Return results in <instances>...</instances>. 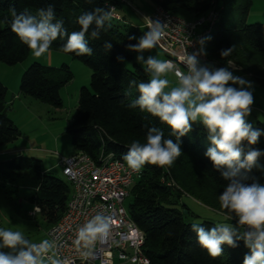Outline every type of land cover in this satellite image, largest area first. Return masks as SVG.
Here are the masks:
<instances>
[{"label": "trees", "instance_id": "1", "mask_svg": "<svg viewBox=\"0 0 264 264\" xmlns=\"http://www.w3.org/2000/svg\"><path fill=\"white\" fill-rule=\"evenodd\" d=\"M149 1L153 6H160L179 16L180 12H184L193 18L205 13L212 0ZM237 2L215 0L220 18L206 37L205 50L210 58L219 61L220 68H225L227 61H233L239 66L238 70L264 88V23H246L252 0H243L240 5ZM122 4L119 0H0V62L14 65L22 62L29 52L28 46L11 30L15 18L12 10L16 15H32L39 22V10L47 12L51 8V23L62 21V25L61 33L49 50L66 53L91 71L89 85L79 88L76 112L65 127L75 152H84L96 161L101 152H112L123 159L133 141L147 142L151 128L162 130L163 140H171L180 148L181 154L174 159L171 167L142 166L129 189L131 198L127 210L144 234L143 251L148 257V264H243L245 255H251V249L245 239L233 231L232 246L222 244L219 257L212 258L208 254L198 242L196 229L203 228L209 232L216 228L219 231L225 225L209 219L186 221V214L192 212L182 198L191 197L200 201L228 220L239 219L234 212L221 207L219 197L233 183L264 186V124L250 125V131L260 133L255 144L245 139L237 146L241 149V163L245 162L250 151L260 153L256 161L250 167L234 165L235 175L225 178L223 174L232 170L226 166H214L207 156L209 148L214 145L202 121L189 120L191 128L188 132L183 136L179 133L173 135L159 117L146 110L141 111L138 105L132 106L140 97L139 84L151 80L150 69L133 60L136 38L140 34L138 27L113 18L104 20L103 25L97 27L94 20L84 37L91 55H76L62 50L68 37L81 30L79 17L94 13L99 18L112 6L117 11ZM98 8L102 11L96 12ZM234 9H237V15L233 19L229 16L221 19L224 11ZM94 31L97 32L96 37L92 36ZM226 50L230 53L222 56L221 53ZM126 61L131 62L130 67ZM71 78L72 72L65 63L52 66L34 61L21 74L18 92L59 108L62 106L61 88ZM6 94L7 87L0 81V146L20 136L19 128L8 115ZM2 172L9 176L26 175L38 181L35 193L28 200L39 207L38 213L46 228L62 216L71 196V185L65 178L44 171L39 158L12 156L0 161V174ZM10 199L17 207L16 201Z\"/></svg>", "mask_w": 264, "mask_h": 264}, {"label": "clouds", "instance_id": "2", "mask_svg": "<svg viewBox=\"0 0 264 264\" xmlns=\"http://www.w3.org/2000/svg\"><path fill=\"white\" fill-rule=\"evenodd\" d=\"M102 9H96L101 12ZM11 30L26 44L33 55L39 57L46 53L53 41L61 33L62 21L52 24V9L47 12L39 10L40 21L37 22L32 15H16ZM112 12H106L97 18L94 13L85 14L78 19L81 25L79 32H73L67 43L62 47L64 52L76 55H91V50L86 47L85 33L95 20L97 27L103 25L104 20H110ZM149 31L140 39L138 50L152 49L163 36L160 25L157 22H149ZM93 37L97 32L92 33ZM230 50L223 51L222 56H227ZM147 64L153 72V77L148 83L139 84L140 97L132 106L138 105L141 111H147L152 116L159 117L160 122L166 124L172 134L179 133L183 136L191 128L189 120L200 118L203 125L209 130L213 148L206 153L214 166H226L232 170L223 175L227 178L235 175L234 165L239 168L251 166L258 155L257 151H250L245 162H240L241 149L237 147L242 140L250 144L257 142L259 132L250 131V125H246L244 117L249 115V105L253 99L250 93L237 90L228 86L232 84H244V81L234 77L226 68L209 71L205 68L197 69V61L194 56L187 58L189 74L182 75L180 87L173 88L165 93L163 89L168 85V80L160 79V76L170 70L172 62L158 60L149 57ZM187 105V106H186ZM164 133L157 128L149 129L147 142L141 144L133 141L129 151L123 156L128 167L139 172L145 164L158 167H171L175 158L181 154L178 145L171 140H163ZM163 140V143H162ZM221 207L234 212L239 217L241 225H248L254 231L245 234V243L251 249V255H245L243 264H264V186L253 184L243 186L238 183L229 185L219 197ZM39 211V209H37ZM110 227L109 217L97 215L80 227L76 232L74 244L79 246L83 242L88 247L99 235H104ZM199 244L207 249L212 258L222 254L221 245L227 243L233 245V232L228 226L219 229L213 228L205 232L203 228L196 229ZM2 247L15 250L21 246L15 256L0 252V264H44L42 255L51 250L54 245L48 240L40 244H29L19 231L0 229ZM35 253V255H34ZM51 259V258H49ZM51 264H63L62 261L51 259Z\"/></svg>", "mask_w": 264, "mask_h": 264}, {"label": "built area", "instance_id": "3", "mask_svg": "<svg viewBox=\"0 0 264 264\" xmlns=\"http://www.w3.org/2000/svg\"><path fill=\"white\" fill-rule=\"evenodd\" d=\"M119 1L129 4L128 0ZM134 10L142 18L147 31L149 22L159 23L163 33L159 44L165 53L164 60L172 62L169 71L179 81L182 75L189 74V56L195 57L198 70L220 68L219 61L210 58L205 50L206 37L220 18L215 0L211 1L205 13L190 19L160 6H153L147 13ZM110 11L113 19L123 21L113 6ZM224 67L228 71L238 69L233 61H227ZM58 164L72 192L62 216L44 230L41 240L34 243L48 240L54 245L41 259L48 264H51V259L60 260L63 264H114L116 257L120 264H148L143 251L144 234L124 205L130 186L141 170L133 171L126 161L112 152H101L97 161L81 151L68 157L59 155ZM37 209L39 207L35 206L30 215L38 213ZM97 215L109 217L108 232L97 236L88 247H84L83 242L79 246L74 244L77 230ZM232 221L241 226L243 238L246 233L254 231L246 224L241 225L239 219Z\"/></svg>", "mask_w": 264, "mask_h": 264}, {"label": "rangeland", "instance_id": "4", "mask_svg": "<svg viewBox=\"0 0 264 264\" xmlns=\"http://www.w3.org/2000/svg\"><path fill=\"white\" fill-rule=\"evenodd\" d=\"M128 1L129 4H122L117 12L123 17L122 19L124 22H130V24L139 28L140 34L136 38L135 50L133 51V60L140 64V66L149 68L147 64L149 57L163 61L165 59V53L159 43L152 49H137L140 39L144 37L148 31L143 26L142 18L138 13L135 12L134 8L138 9L142 13H146L149 12L148 10L151 8L152 4L149 0ZM242 3L243 0H238L237 2L239 5ZM179 14L186 19L190 18V16L184 12H180ZM236 15L237 9H234L233 11H224L221 14V19L224 20L228 16L233 19ZM245 21L246 23H264V0H252ZM233 40H235V36ZM34 61L52 66H59L65 63L72 72L71 80L65 84L60 91L62 98L61 107L54 108L48 104L36 101V104H34L33 108V111H35L40 116L39 119H45L46 130L52 131V134H50L48 137L46 144L43 145L47 155L45 158L40 159L42 161V168L56 176L64 178L61 167L57 163V155L55 156V152H57L58 155L64 157H68L75 153L74 148L70 144L69 137L65 132V127L68 120L71 119L76 112L79 88L81 86L89 85L91 71L81 61L72 58V56L58 50H48L43 55L36 57L29 49L26 58L22 62L16 63L14 65H7L0 62V81L6 85L8 90L6 100L11 97L13 89H18L21 74L28 67V65ZM125 63L128 67H130L131 62L126 61ZM235 65L239 68L236 63ZM229 72H231L234 77L242 79L244 84H232L229 82L228 86L250 93L253 99L252 104L249 105L250 114L244 117L245 123L252 126L257 125L258 122L264 124V88L258 85L252 78H250L248 74L241 70H229ZM152 77L153 72L151 71L150 79H152ZM160 79H166L169 82L168 85L163 89L165 93L170 92L173 88L180 87V85L169 76L168 72L162 74ZM14 94L16 93L14 92ZM197 119L200 120L199 117H197ZM56 140L58 141L60 148L55 146L56 144L54 143ZM3 170H5V168ZM37 184L38 181L36 179L29 178L26 175L17 176L15 174H11V176H9L3 172L0 174V229L21 232L29 244H34L41 240L46 228V223L43 221L39 213L33 217L23 216L24 210H30L29 212L34 210L33 203L29 202L28 199L35 193ZM178 188L179 185L176 186V189ZM10 197L16 201L17 207L13 205ZM130 198L131 196L128 195L124 200V205L126 207ZM20 200L22 201L24 208L21 206ZM182 202L186 203L188 209L190 212H192V214L185 213L186 221L199 222L202 219H209L216 222L217 224L230 227L235 234L243 237L241 226L232 220H228L218 211H215L214 209L191 197H183ZM15 208L21 209V214L17 213ZM184 212L186 211L184 210ZM2 243V240H0V245H2ZM20 247L21 246L18 245L17 248L13 250L0 246V252L15 256L20 250ZM114 261V264H120L116 260V257Z\"/></svg>", "mask_w": 264, "mask_h": 264}, {"label": "crops", "instance_id": "5", "mask_svg": "<svg viewBox=\"0 0 264 264\" xmlns=\"http://www.w3.org/2000/svg\"><path fill=\"white\" fill-rule=\"evenodd\" d=\"M152 8L153 5L148 11L150 12ZM167 72L169 76L173 78L177 84L180 85V81L177 78H175L170 71ZM14 92L16 94H14ZM35 102L36 100L32 99L29 96H22L18 92V89L12 90L11 97L7 100V104L9 106L8 115L15 123V125L19 128L20 136L17 139L13 140L12 142L0 146V161H4L12 156L19 154H24L27 156L32 155L33 157L39 159L41 158L43 159L46 157L47 152L44 150L43 145L46 144V141L48 140L50 134H52V131L46 130L45 119L44 120L39 119L40 116L35 111H33L34 104H36ZM54 144H56L55 146L57 148H60V145L57 140ZM55 156L57 157V163H58L59 155L57 154V152H55ZM20 203L21 206L24 208V205L22 204L21 200ZM15 211L20 214L22 212L21 209H17V208H15ZM29 211L30 210H24L23 216L33 217L37 214L36 213L35 215H30L32 211L31 212Z\"/></svg>", "mask_w": 264, "mask_h": 264}]
</instances>
